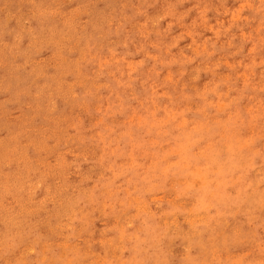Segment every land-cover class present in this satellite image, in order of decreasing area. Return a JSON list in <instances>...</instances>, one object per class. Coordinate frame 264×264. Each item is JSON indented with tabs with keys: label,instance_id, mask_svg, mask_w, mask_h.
<instances>
[{
	"label": "rangeland",
	"instance_id": "1",
	"mask_svg": "<svg viewBox=\"0 0 264 264\" xmlns=\"http://www.w3.org/2000/svg\"><path fill=\"white\" fill-rule=\"evenodd\" d=\"M0 264H264V0H0Z\"/></svg>",
	"mask_w": 264,
	"mask_h": 264
}]
</instances>
